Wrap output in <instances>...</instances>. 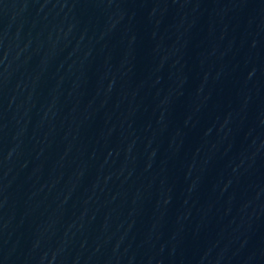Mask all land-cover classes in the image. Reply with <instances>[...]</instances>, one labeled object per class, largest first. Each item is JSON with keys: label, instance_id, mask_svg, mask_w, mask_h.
<instances>
[{"label": "water", "instance_id": "water-1", "mask_svg": "<svg viewBox=\"0 0 264 264\" xmlns=\"http://www.w3.org/2000/svg\"><path fill=\"white\" fill-rule=\"evenodd\" d=\"M0 264H264V0H0Z\"/></svg>", "mask_w": 264, "mask_h": 264}]
</instances>
